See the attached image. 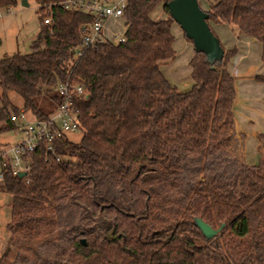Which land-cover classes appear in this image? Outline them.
Here are the masks:
<instances>
[{
	"label": "trees",
	"instance_id": "trees-1",
	"mask_svg": "<svg viewBox=\"0 0 264 264\" xmlns=\"http://www.w3.org/2000/svg\"><path fill=\"white\" fill-rule=\"evenodd\" d=\"M35 1L29 51L0 58V119L16 128L10 90L22 109L47 117L53 109L37 98L50 94L56 105L68 78L85 90L73 100L82 135L58 145L59 161L30 152L28 182L3 167L7 243L16 249L8 264H264V160L258 151L249 163L237 150L229 61L238 46L221 43L223 55L210 60L193 44V83L180 90L161 70L176 56L168 0H127L125 38L94 47L81 45L80 31L92 14ZM207 1L213 33L216 24L234 27L260 42L264 61V0ZM159 3L166 16L155 20ZM194 216L221 227L207 238Z\"/></svg>",
	"mask_w": 264,
	"mask_h": 264
},
{
	"label": "built area",
	"instance_id": "built-area-1",
	"mask_svg": "<svg viewBox=\"0 0 264 264\" xmlns=\"http://www.w3.org/2000/svg\"><path fill=\"white\" fill-rule=\"evenodd\" d=\"M126 1L62 0L61 5L66 9L76 8L93 15L91 23L83 24L80 31L82 33L81 45L94 47L101 42H116L125 38L124 33L106 35L105 28L108 19L122 17ZM1 8L0 6V12ZM43 22L50 23V15H45ZM114 37L117 40H113ZM56 90L59 101L47 117L41 118L33 115L27 120L24 110L10 117L22 137L18 142L0 148V181L3 180V167L10 166L12 174L19 175V172L24 171L22 177L25 182H28L32 162L30 152L38 148L43 149L45 160L59 161L66 157L57 148L64 139H68L69 132L81 128L73 100L76 96L84 95L85 90L79 82L68 78L59 82Z\"/></svg>",
	"mask_w": 264,
	"mask_h": 264
},
{
	"label": "rangeland",
	"instance_id": "rangeland-1",
	"mask_svg": "<svg viewBox=\"0 0 264 264\" xmlns=\"http://www.w3.org/2000/svg\"><path fill=\"white\" fill-rule=\"evenodd\" d=\"M28 4L23 5L21 0L17 3L11 5L9 8L5 6L1 8L0 12V58L11 55L13 53H24L29 51V44L32 39L37 35L39 29V16L40 12L38 9V4L35 0H27ZM199 5L204 8L206 7L205 0H198ZM152 19H159L165 17L166 13L163 9L162 4H157L151 11ZM122 17L110 18L108 21V27L110 34L122 35L124 33L126 25L123 22ZM174 21V20H173ZM172 21V22H173ZM176 28L174 29V49L176 52V57L170 62L163 64L165 67L169 63H173V66L177 68L182 74H186L187 70H190V63L188 59L189 50L185 46L188 44L192 51L194 50L193 43L185 37V30L180 26V24L175 20ZM113 40H117L114 37ZM188 47V48H189ZM167 67V66H166ZM188 88V86H186ZM181 88V89H187ZM56 91V90H54ZM1 92V89H0ZM52 93V92H51ZM9 98L14 105L22 109L23 99L15 91L10 90L8 92ZM37 102L40 104L43 110L48 111L50 108L53 109V99L50 94H43L37 98ZM1 106V99H0ZM25 119H31L34 114L30 110H24ZM0 142L4 145L14 144L21 140L22 134L16 128H6V124L3 119H0ZM264 133V129L260 132ZM236 140L238 142L237 150L240 157L246 159L247 143H251L253 149L260 152V157L264 160V137L262 139L258 136H253L248 139V135L239 129H236ZM258 134V133H257ZM82 135V129L79 128L75 131H71L67 134V138L71 141H79ZM249 157V156H248ZM250 159V157H249ZM259 156L255 159L258 161ZM11 218V208H10V194L7 192H0V264H8L13 261L16 249L9 246L7 243L9 236L8 222ZM5 257V258H3Z\"/></svg>",
	"mask_w": 264,
	"mask_h": 264
},
{
	"label": "crops",
	"instance_id": "crops-1",
	"mask_svg": "<svg viewBox=\"0 0 264 264\" xmlns=\"http://www.w3.org/2000/svg\"><path fill=\"white\" fill-rule=\"evenodd\" d=\"M205 1L207 5L203 9L208 8L209 3L207 0ZM151 18L153 17L151 16ZM108 21L109 19L105 28L106 35H110ZM213 27L223 46L230 47L233 44L238 46L236 54L229 61V68L235 79L234 123L235 129L246 133L248 139H250L264 129V79L258 78L259 75H264V61L260 56L261 44L254 38L239 36L235 28L230 25L216 24ZM175 28L176 25L173 21L171 23L172 33ZM174 46L175 43L173 42ZM185 46L189 50L188 59L190 60L194 50L192 51L188 44H185ZM166 66L163 69L161 66V70L171 84L180 90H183L181 88H187L186 86L189 88L192 85L191 67L184 75L173 66V63H169ZM250 142L252 143V141ZM251 143H247L248 148L245 160L249 163H254L257 162L255 159L258 156L257 150L252 148ZM5 145L0 142V148Z\"/></svg>",
	"mask_w": 264,
	"mask_h": 264
},
{
	"label": "water",
	"instance_id": "water-1",
	"mask_svg": "<svg viewBox=\"0 0 264 264\" xmlns=\"http://www.w3.org/2000/svg\"><path fill=\"white\" fill-rule=\"evenodd\" d=\"M21 3L28 4L27 0H21ZM166 5L173 20L185 30V34L192 39L196 49L204 50L210 60L223 55L224 48L218 36L210 29L206 21V12L198 0H168ZM18 174L22 176L24 171ZM193 221L207 238L213 236L221 227L220 225L213 228L199 216H194ZM80 241L85 244V238L81 237Z\"/></svg>",
	"mask_w": 264,
	"mask_h": 264
}]
</instances>
